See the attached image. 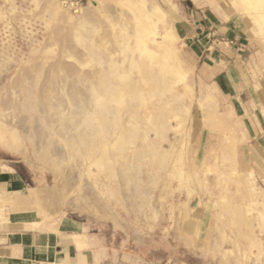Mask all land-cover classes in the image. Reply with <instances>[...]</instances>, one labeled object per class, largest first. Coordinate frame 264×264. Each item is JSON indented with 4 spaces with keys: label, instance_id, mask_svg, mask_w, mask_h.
I'll return each instance as SVG.
<instances>
[{
    "label": "rangeland",
    "instance_id": "1",
    "mask_svg": "<svg viewBox=\"0 0 264 264\" xmlns=\"http://www.w3.org/2000/svg\"><path fill=\"white\" fill-rule=\"evenodd\" d=\"M0 154L105 264H264V0H0Z\"/></svg>",
    "mask_w": 264,
    "mask_h": 264
},
{
    "label": "crops",
    "instance_id": "2",
    "mask_svg": "<svg viewBox=\"0 0 264 264\" xmlns=\"http://www.w3.org/2000/svg\"><path fill=\"white\" fill-rule=\"evenodd\" d=\"M91 229L42 209L38 191L0 154V264H105Z\"/></svg>",
    "mask_w": 264,
    "mask_h": 264
}]
</instances>
